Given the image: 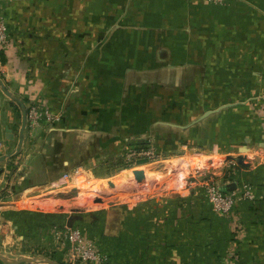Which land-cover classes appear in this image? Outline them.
Listing matches in <instances>:
<instances>
[{
	"label": "crops",
	"instance_id": "1",
	"mask_svg": "<svg viewBox=\"0 0 264 264\" xmlns=\"http://www.w3.org/2000/svg\"><path fill=\"white\" fill-rule=\"evenodd\" d=\"M0 13L11 40L0 55L7 231L14 214L40 238L66 224L25 202L60 191L64 155L94 160L153 140L164 150L247 151L252 162L238 174L255 199L230 218L193 189L111 207L83 231L109 264H264V0H0ZM29 103L63 118L23 130ZM38 263L60 261L28 264Z\"/></svg>",
	"mask_w": 264,
	"mask_h": 264
},
{
	"label": "rangeland",
	"instance_id": "2",
	"mask_svg": "<svg viewBox=\"0 0 264 264\" xmlns=\"http://www.w3.org/2000/svg\"><path fill=\"white\" fill-rule=\"evenodd\" d=\"M32 105L34 104L29 103L26 110ZM59 114L63 115V112ZM38 127L49 126L41 124L35 128ZM30 130L33 129L30 128ZM222 153L224 152L217 154L215 151H208L203 148L164 150L160 149L153 140L152 143L145 144V146L141 145L139 148H129L125 151L117 150L116 153L100 151L94 156V160L89 158L78 161L77 159L65 158L64 155V157L58 159L59 165L61 164L64 167L67 160L69 164L65 167L69 173L76 168L81 169L80 175L70 183L71 187L60 189L59 192L56 191V194L52 192L36 200H26L25 202L29 204L28 207H45L44 210L56 212L53 214L54 221H59V216L67 217L66 224L53 223L44 235V232H41L42 238H40L33 230L26 232L24 231L26 228L19 229L15 221L18 217L15 214L14 216L7 215L6 218L10 219L9 221L14 226L7 231L0 220V256L6 260V263H2L28 264L34 259L47 258L49 260L58 259L59 264H79L78 260L73 259L74 253L71 252L72 249L69 246L67 249H62L57 243L56 234L62 232L63 234H69L71 231L78 229L86 239L97 243L101 252H103L97 236L89 237L86 231H83V226H90V222L94 219H96L95 222H99V218H101L99 214L111 207L126 208L128 205H135L148 197L185 195L188 192L187 190L191 191L193 189L203 191L209 204L206 192L210 185L223 186L227 192L230 191L229 186L232 185H237V188L241 189V184L236 183L241 179L238 174L240 167L235 159L241 157L244 159V163L249 165L252 162V152L246 151L242 154L239 152L236 157ZM255 156L257 157V154ZM167 160L176 161L178 164L174 168H167L164 165V161ZM138 167L147 168L155 175L149 180L139 181L140 183L126 184L117 188L90 193L94 185H101L108 180L111 182L117 181L122 178L124 175L122 173L125 170L128 171ZM58 168L60 169V167ZM82 187H85V189H81ZM239 191L236 189V192ZM23 215L25 214L22 213L21 216ZM46 235L48 237L47 241L44 238ZM61 250H65L63 258L56 256V253Z\"/></svg>",
	"mask_w": 264,
	"mask_h": 264
},
{
	"label": "built area",
	"instance_id": "3",
	"mask_svg": "<svg viewBox=\"0 0 264 264\" xmlns=\"http://www.w3.org/2000/svg\"><path fill=\"white\" fill-rule=\"evenodd\" d=\"M214 4H225L227 0H210ZM11 45L8 34V28L4 16L0 13V53L6 52ZM63 115L55 114L49 108L41 104H34L27 108L26 127L34 129L41 124L47 126H55L60 123ZM3 145L0 143V148ZM81 169L76 168L72 172L64 173L60 181L54 183V187L58 189H69L70 183L80 175ZM241 190L239 192H227L224 187L219 185H210L206 194L209 204L213 210L221 216L230 218L234 209L242 201L252 202L255 197L249 189V184L241 181ZM57 243L62 249L69 246L74 253L73 259L78 260L79 264H108L107 255L101 252L99 246L94 241L86 239L80 230H73L71 233L56 234Z\"/></svg>",
	"mask_w": 264,
	"mask_h": 264
},
{
	"label": "bare ground",
	"instance_id": "4",
	"mask_svg": "<svg viewBox=\"0 0 264 264\" xmlns=\"http://www.w3.org/2000/svg\"><path fill=\"white\" fill-rule=\"evenodd\" d=\"M177 164L178 163L176 161H173V160L164 161V165L167 168H174L175 166H177ZM122 175H123L122 178H120V179H118L117 181H114V182H111V181L108 180L106 182H103V184H101V185H94L93 184L94 186L92 185L93 187H92V190H91L90 193L91 194L92 193H97V192H100V191H103V190H108L110 188H117L119 186H123V185H126V184L140 183L139 181L151 179V177L154 176L155 173L150 171L147 168H142V167L139 168L138 167V168H132V169H130L128 171L125 170V172H123ZM81 189H85V187H82Z\"/></svg>",
	"mask_w": 264,
	"mask_h": 264
},
{
	"label": "water",
	"instance_id": "5",
	"mask_svg": "<svg viewBox=\"0 0 264 264\" xmlns=\"http://www.w3.org/2000/svg\"><path fill=\"white\" fill-rule=\"evenodd\" d=\"M0 84L3 86V88H4V85H3V82L1 81V79H0ZM26 111H25V116H24V124H23V130H24V128L26 127ZM22 133H23V131H22ZM21 146H22V139H21V141L19 142V148H18V151L20 150V148H21ZM235 161H236V163H237V165L239 166V167H241V168H248L249 167V165L248 164H245L244 163V159L243 158H236L235 159ZM232 188V186H229V190ZM0 261L1 262H4V263H6V260H4V258L3 257H1L0 256ZM8 261V260H7Z\"/></svg>",
	"mask_w": 264,
	"mask_h": 264
},
{
	"label": "trees",
	"instance_id": "6",
	"mask_svg": "<svg viewBox=\"0 0 264 264\" xmlns=\"http://www.w3.org/2000/svg\"><path fill=\"white\" fill-rule=\"evenodd\" d=\"M2 53V52H1ZM0 53V55H1ZM6 60L4 58H2V62L4 63ZM0 264H3L1 261H0Z\"/></svg>",
	"mask_w": 264,
	"mask_h": 264
}]
</instances>
